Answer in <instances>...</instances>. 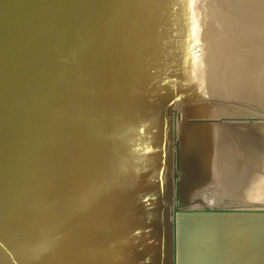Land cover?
Returning <instances> with one entry per match:
<instances>
[{"label":"water","instance_id":"95a60500","mask_svg":"<svg viewBox=\"0 0 264 264\" xmlns=\"http://www.w3.org/2000/svg\"><path fill=\"white\" fill-rule=\"evenodd\" d=\"M225 9L0 0V264H264V202L200 173L206 129L256 121L194 50Z\"/></svg>","mask_w":264,"mask_h":264},{"label":"bare ground","instance_id":"6f19581e","mask_svg":"<svg viewBox=\"0 0 264 264\" xmlns=\"http://www.w3.org/2000/svg\"><path fill=\"white\" fill-rule=\"evenodd\" d=\"M223 1L225 15L218 18L223 28L221 38L214 28L209 29L216 22L217 15H208L205 18H208L209 26H206L204 36L209 41L203 38L197 43L196 40L194 50L202 61L205 78L213 75L207 87L215 88L221 98V107L214 112H217L216 117L225 113L257 116L255 122L246 120L206 129L200 139L203 142L200 148L203 170L200 173L208 184L206 193L213 188L218 193L239 190L247 199L264 202V0ZM237 8L240 11L238 18H230L231 12ZM215 9L211 7L208 14ZM232 24L236 30H230ZM220 47L223 51L221 57ZM256 65L263 78L243 83L247 70ZM248 84L252 90L246 89ZM233 98L239 103L233 104L230 108L233 111L229 112L230 104L226 100ZM253 102L258 110L251 107Z\"/></svg>","mask_w":264,"mask_h":264},{"label":"rangeland","instance_id":"374dc122","mask_svg":"<svg viewBox=\"0 0 264 264\" xmlns=\"http://www.w3.org/2000/svg\"><path fill=\"white\" fill-rule=\"evenodd\" d=\"M257 116V115H256Z\"/></svg>","mask_w":264,"mask_h":264}]
</instances>
